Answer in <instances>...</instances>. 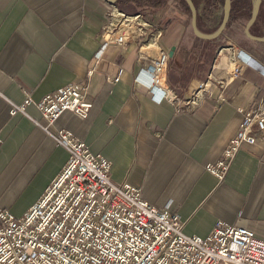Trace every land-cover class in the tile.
I'll list each match as a JSON object with an SVG mask.
<instances>
[{
  "label": "crops",
  "instance_id": "obj_1",
  "mask_svg": "<svg viewBox=\"0 0 264 264\" xmlns=\"http://www.w3.org/2000/svg\"><path fill=\"white\" fill-rule=\"evenodd\" d=\"M190 1L201 33L208 20L220 23L218 11L211 13L219 8V0ZM167 3L168 8L161 9L154 0H115L114 6L127 15L139 13L161 31L158 46L167 54L173 49L167 84L178 97L185 98L195 81L206 82L208 92L191 111L150 98L148 76L135 62L140 42L101 48L100 26L110 6L103 0H0L1 210L19 217L67 158L26 116H9V104L17 106L25 96L37 102L76 84L86 87L91 110L84 120L63 112L54 128L67 131L88 152L108 161L114 185L126 183L139 190L147 204L168 207L178 216L182 234L205 236L219 221L244 226L264 239V140L257 137L254 145L238 150L221 181L204 171L221 158L236 134L239 111L254 109L264 96V43L249 41L243 29L254 0H230V18L220 38L255 43L258 51L245 53L259 69H245L222 89L217 83L226 79V60L211 66L217 39L195 38L190 26L185 29L184 16ZM128 7L143 10L126 13ZM150 10L153 20L146 16ZM257 13L249 34L264 38V0ZM25 113L39 121L33 106Z\"/></svg>",
  "mask_w": 264,
  "mask_h": 264
},
{
  "label": "built area",
  "instance_id": "obj_2",
  "mask_svg": "<svg viewBox=\"0 0 264 264\" xmlns=\"http://www.w3.org/2000/svg\"><path fill=\"white\" fill-rule=\"evenodd\" d=\"M216 15L220 18L221 10ZM99 33L102 49L140 42L135 62L139 72L148 76L146 90L157 103L191 111L208 92V85L201 81L194 82L185 98L170 89L167 52L157 44L161 31L139 13L127 15L110 5ZM223 52L226 79L217 83L220 89L252 67L245 55L228 43L213 52L212 67ZM85 92V86L69 84L37 102L25 96L21 104H9V116H26L67 158L19 217L0 209V264H264V239L250 229L216 221L205 236L182 234L178 216L168 207L147 204L139 190L126 183L114 185L108 161L88 152L67 131L55 129L54 121L63 112L79 120L87 117L91 105ZM256 103L250 111H239L242 119L236 134L221 158L204 167L211 177L221 181L238 150L254 145L257 137L264 140V96ZM28 106L37 110L42 124L26 115Z\"/></svg>",
  "mask_w": 264,
  "mask_h": 264
},
{
  "label": "water",
  "instance_id": "obj_3",
  "mask_svg": "<svg viewBox=\"0 0 264 264\" xmlns=\"http://www.w3.org/2000/svg\"><path fill=\"white\" fill-rule=\"evenodd\" d=\"M105 3L114 6L115 5V0H103ZM184 2L187 11H188V15L190 16V21H189V26H190V30H192V33L194 35L195 38L208 42L211 40H215L217 39L223 32L225 26L227 25L229 18H230V14H229V10H230V0H223L224 2V7L222 10V18L220 20V23L218 25V27L215 29V31L213 33H209V34H203L201 33L199 30H197L196 27V9L192 3V1L190 0H181ZM261 0H254V4L252 6L251 9V15L249 17V19L247 20V22L245 23L243 29H244V36L246 37V39H248L249 41H253V42H258V43H264V38H257L254 36H250L249 34V28L252 26V23L254 22V20L257 17V12H258V8L260 6ZM173 49L170 50V52L167 54L168 57L171 56Z\"/></svg>",
  "mask_w": 264,
  "mask_h": 264
},
{
  "label": "rangeland",
  "instance_id": "obj_4",
  "mask_svg": "<svg viewBox=\"0 0 264 264\" xmlns=\"http://www.w3.org/2000/svg\"><path fill=\"white\" fill-rule=\"evenodd\" d=\"M154 1H156V2H159V4H160V6H162V8L161 9H165V7H167L168 8V5L167 6H165L166 5V3L167 4H169V5H171L172 6V4H174V6H175V10H176V13H179V15L181 14L182 16H184V26H185V29H187V28H189V21H190V16L188 15V11H187V8H186V6H185V4H183L182 3V1H180V0H154ZM216 2H219V8H216L215 10H213V11H211V13L212 12H214V11H219V10H221L222 9V7H223V5H222V3H223V0H219V1H216ZM171 3V4H170ZM140 6H142V4L140 3L139 4ZM165 6V7H164ZM140 11V10H143L142 9V7H132V8H126V13H132L133 11ZM138 11V12H139ZM149 12V13H148ZM147 12V14H146V16H148L150 19H155L156 17L154 16V14L152 15L151 14V10L150 11H148ZM168 12V10L165 12V14ZM172 12H174V11H172ZM171 12V13H172ZM175 13V14H176ZM219 21H220V19H219ZM217 23V24H216ZM218 22H216V21H209L208 20V22H207V26L206 27H202L201 28V30H203L202 32L204 33V32H208L207 34H209V33H213L214 31H215V29L218 27ZM205 28H208L207 30H205ZM255 33V32H254ZM257 33V32H256ZM256 33H255V35H256ZM216 40V39H215ZM232 40V41H231ZM231 44L234 48H235V50H236V52L238 53V52H241L242 54H244L246 57H248L249 58V56L246 54V53H252V52H257L258 51V47H257V45H255V43H252V44H245V43H240V42H235L233 39H229V38H224V37H222V38H220V36L217 38V40L216 41H214V44H215V49L214 50H216L218 47H223L224 45H226V44ZM251 47L250 49H247V47ZM246 52V53H245ZM211 58H212V56H211ZM219 59H224V60H226V52H223V54L218 58V60ZM251 59V58H250ZM7 211V210H6ZM8 212V211H7ZM9 213V212H8ZM10 214V213H9ZM12 215V214H11Z\"/></svg>",
  "mask_w": 264,
  "mask_h": 264
},
{
  "label": "bare ground",
  "instance_id": "obj_5",
  "mask_svg": "<svg viewBox=\"0 0 264 264\" xmlns=\"http://www.w3.org/2000/svg\"><path fill=\"white\" fill-rule=\"evenodd\" d=\"M147 49L149 50L150 47H147ZM245 58H246V60H247L248 63H250L252 66H255L256 68H258L257 64H256L254 61H252V59H250V58H248V57H246V56H245ZM258 69H259V68H258ZM260 71H262V70L260 69ZM262 72H263V71H262Z\"/></svg>",
  "mask_w": 264,
  "mask_h": 264
},
{
  "label": "trees",
  "instance_id": "obj_6",
  "mask_svg": "<svg viewBox=\"0 0 264 264\" xmlns=\"http://www.w3.org/2000/svg\"><path fill=\"white\" fill-rule=\"evenodd\" d=\"M181 1V0H180ZM182 3L184 4V2L182 1Z\"/></svg>",
  "mask_w": 264,
  "mask_h": 264
}]
</instances>
